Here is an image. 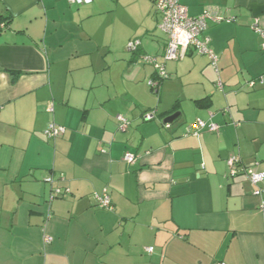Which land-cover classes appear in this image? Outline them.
Wrapping results in <instances>:
<instances>
[{"label":"crops","instance_id":"1","mask_svg":"<svg viewBox=\"0 0 264 264\" xmlns=\"http://www.w3.org/2000/svg\"><path fill=\"white\" fill-rule=\"evenodd\" d=\"M144 1L143 31L106 37L87 24L97 4L0 0V264H264V180L257 194L228 166L239 154L264 172V83L246 85L264 76L252 28L255 18L264 24V0H180L191 16L211 7L232 20L203 34L218 72L190 47L165 63L158 91L141 56H161L168 35ZM134 36L141 46L129 52ZM198 118L219 131L185 135ZM53 122L66 132L50 139ZM58 188L70 192L52 197ZM104 189L112 210L96 206Z\"/></svg>","mask_w":264,"mask_h":264},{"label":"built area","instance_id":"2","mask_svg":"<svg viewBox=\"0 0 264 264\" xmlns=\"http://www.w3.org/2000/svg\"><path fill=\"white\" fill-rule=\"evenodd\" d=\"M71 4L85 5L91 4L95 0H68ZM154 2L156 13L159 15L158 28L168 35L167 44L164 53L161 56H154L144 54L141 56L146 64H150L155 69L157 78L150 79L148 84L154 90L160 88L161 81L169 78V74L166 70L165 63L167 61H178L184 59L187 55L188 49L194 47L199 54L207 55L216 68L218 67V57L211 49L209 43L210 38L203 34L208 29L209 23H220L223 21H231L220 14L215 8H205L199 15L191 16L189 9L186 5L182 4L180 0H152ZM6 27L5 22L0 23V31ZM252 28L262 37V49L264 50V24H262L259 18H255ZM203 37V38H202ZM141 46V40L138 38L132 39L128 42L127 48L130 51L137 52ZM264 83V76L250 79L246 82L247 88L254 89L259 84ZM218 86L223 90V84L218 82ZM155 111L146 112L143 117L144 120L150 121L155 117ZM120 129L126 130L130 121L124 116H117ZM236 124V123H235ZM171 123H165V127L171 128ZM219 131V125L213 122H207L201 118H198L194 123L189 124L185 128V135H198L201 131ZM66 132L65 126L58 125L56 123H50L45 129V135L50 139H55ZM124 159L129 163H133L136 160L134 154L127 153ZM241 157L239 154H233L228 159V166L230 170V176L235 177L239 174H243L246 178L257 188L256 193L261 194L262 188L260 183L264 180V172L256 171L252 167H246L241 164ZM47 182L53 183V176L46 178ZM70 192L69 188L64 191L62 189L53 190L52 197L55 195H61ZM94 199L98 207L106 210H112V200L107 189L102 192H95ZM52 241L51 237L45 236V242ZM149 252L153 251V247H148ZM217 264H226L223 261H219Z\"/></svg>","mask_w":264,"mask_h":264},{"label":"rangeland","instance_id":"3","mask_svg":"<svg viewBox=\"0 0 264 264\" xmlns=\"http://www.w3.org/2000/svg\"><path fill=\"white\" fill-rule=\"evenodd\" d=\"M95 1L93 3L97 4L98 6L96 8L97 12L93 14V16L88 20L87 24L88 26H91L95 31L103 32L106 37L111 34L110 32L113 31H121L124 34H131L132 32H137L140 29L141 31H143L146 28V24L144 25V23L147 22L148 25V20L151 18V11L149 10V8L147 10V7H145L144 0H122L121 4L118 2V0ZM146 2H149V0H147ZM135 38L141 39V37L138 36L132 37V39ZM167 79H164L163 81ZM217 88L218 90H220L218 82Z\"/></svg>","mask_w":264,"mask_h":264},{"label":"trees","instance_id":"4","mask_svg":"<svg viewBox=\"0 0 264 264\" xmlns=\"http://www.w3.org/2000/svg\"><path fill=\"white\" fill-rule=\"evenodd\" d=\"M8 19L7 18H4V17H2V16H0V23L1 22H5L6 23V25H7V21ZM11 74L14 76V77H17L18 75H19V72H11ZM161 83H162V81H161ZM152 90H154L153 88H152ZM159 90V88L157 89V90H154V91H158ZM198 103H201V102H203V100H200V101H197ZM171 125H172V123H171ZM54 190V189H53ZM59 196H61V195H59ZM96 206H97V204H96ZM98 207V206H97ZM100 208V207H99ZM102 209V208H101ZM150 247H153V246H150ZM153 250H154V247H153ZM148 251V250H147ZM149 252V251H148Z\"/></svg>","mask_w":264,"mask_h":264},{"label":"water","instance_id":"5","mask_svg":"<svg viewBox=\"0 0 264 264\" xmlns=\"http://www.w3.org/2000/svg\"><path fill=\"white\" fill-rule=\"evenodd\" d=\"M181 112H176L164 119V123H174L178 117L180 116Z\"/></svg>","mask_w":264,"mask_h":264}]
</instances>
